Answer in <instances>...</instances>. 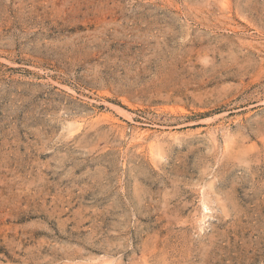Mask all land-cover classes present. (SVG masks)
I'll list each match as a JSON object with an SVG mask.
<instances>
[{"label":"rangeland","instance_id":"rangeland-1","mask_svg":"<svg viewBox=\"0 0 264 264\" xmlns=\"http://www.w3.org/2000/svg\"><path fill=\"white\" fill-rule=\"evenodd\" d=\"M0 264H264V0H0Z\"/></svg>","mask_w":264,"mask_h":264}]
</instances>
